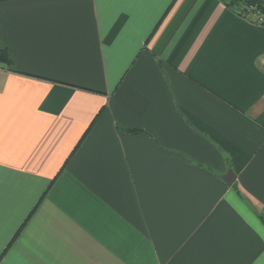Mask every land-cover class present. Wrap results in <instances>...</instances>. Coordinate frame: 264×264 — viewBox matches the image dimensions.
Wrapping results in <instances>:
<instances>
[{"label":"crops","instance_id":"1","mask_svg":"<svg viewBox=\"0 0 264 264\" xmlns=\"http://www.w3.org/2000/svg\"><path fill=\"white\" fill-rule=\"evenodd\" d=\"M0 48V264H264V25L0 0Z\"/></svg>","mask_w":264,"mask_h":264},{"label":"trees","instance_id":"2","mask_svg":"<svg viewBox=\"0 0 264 264\" xmlns=\"http://www.w3.org/2000/svg\"><path fill=\"white\" fill-rule=\"evenodd\" d=\"M224 2L232 8L239 7L241 5L255 6L256 10L264 17V1L262 0H224ZM264 25V23H263ZM0 66H6L13 70V62L11 61L6 50L0 48Z\"/></svg>","mask_w":264,"mask_h":264},{"label":"built area","instance_id":"3","mask_svg":"<svg viewBox=\"0 0 264 264\" xmlns=\"http://www.w3.org/2000/svg\"><path fill=\"white\" fill-rule=\"evenodd\" d=\"M235 10L240 16L246 18L247 20L253 23L260 25H263L264 23V17L260 15V13L256 10L255 6L241 5L239 7H236Z\"/></svg>","mask_w":264,"mask_h":264},{"label":"water","instance_id":"4","mask_svg":"<svg viewBox=\"0 0 264 264\" xmlns=\"http://www.w3.org/2000/svg\"><path fill=\"white\" fill-rule=\"evenodd\" d=\"M226 182L229 185H232V183L235 181V175L233 174L232 171H229L228 174L225 177Z\"/></svg>","mask_w":264,"mask_h":264}]
</instances>
